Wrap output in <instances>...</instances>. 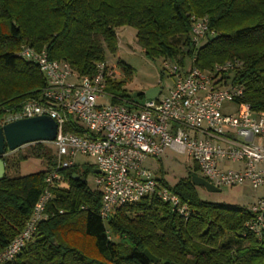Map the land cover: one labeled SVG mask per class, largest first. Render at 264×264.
<instances>
[{"label": "trees", "instance_id": "obj_1", "mask_svg": "<svg viewBox=\"0 0 264 264\" xmlns=\"http://www.w3.org/2000/svg\"><path fill=\"white\" fill-rule=\"evenodd\" d=\"M192 16L206 18L213 34L197 50L191 46ZM121 27L136 31V43L149 59L182 66L195 55L201 70L238 60L241 66L226 78L243 87L242 102L264 114V0H0V120L28 102L44 103V76L18 56L21 45L44 50L49 60L92 77L105 52H117L116 29ZM118 65L124 80L107 81L111 104L129 99L124 86L132 71L122 61ZM64 122L65 132H83L71 116ZM28 158L41 160L45 170L7 175ZM55 159L51 145L42 142L4 156L0 252L29 220ZM94 169L74 165L60 170L63 180L48 202L47 219L6 264H153L144 250L166 264H264V231L257 236L246 228L253 217L248 208L201 201L190 180L197 166L171 189L187 206L186 218L152 198L120 207L106 223L99 215L101 193L86 183L88 174L96 176Z\"/></svg>", "mask_w": 264, "mask_h": 264}, {"label": "built area", "instance_id": "obj_2", "mask_svg": "<svg viewBox=\"0 0 264 264\" xmlns=\"http://www.w3.org/2000/svg\"><path fill=\"white\" fill-rule=\"evenodd\" d=\"M191 46H199L213 34L207 19L191 17ZM18 56L35 64L45 79L44 103L28 102L11 115V121L48 116L56 123L55 139L48 143L55 153V165L45 177V188L23 230L0 252V264L13 261L47 219L48 202L63 180L60 170L77 165L87 157L99 171L95 190L101 193L99 215L104 223L117 209L144 199L167 204L179 216H188L187 206L145 166L159 159L167 149L185 155L216 188L248 184L263 194L250 206L253 216L246 228L257 236L264 231V114L242 102L243 87L227 74L241 66L238 60L201 70L195 55L181 66L164 62L163 70L173 78L165 92L142 103L130 99L101 106L107 81L115 80L114 68L106 61L96 64L92 77L80 76L68 63L51 61L44 50L21 45ZM71 116L83 130L64 131V116ZM233 164L235 167L230 168Z\"/></svg>", "mask_w": 264, "mask_h": 264}, {"label": "rangeland", "instance_id": "obj_3", "mask_svg": "<svg viewBox=\"0 0 264 264\" xmlns=\"http://www.w3.org/2000/svg\"><path fill=\"white\" fill-rule=\"evenodd\" d=\"M135 33L136 31L130 27L116 29L117 52L112 55L106 51L105 61L114 68L115 80L117 81L124 80L123 73L118 65L119 61L124 62L131 68L132 77L126 83L124 89L130 100L142 103L145 98H139L138 95L144 94L149 88L159 87L165 92L173 85V78L168 71L163 70V63L174 64L176 62L169 59L154 60L147 58L142 48L136 43ZM106 93L107 95L104 98L97 100L98 105L105 106L111 103L112 95L107 91ZM10 121L11 117L6 116L0 120V126ZM20 150L23 151L24 147ZM12 154L13 152H8L5 156H11ZM76 163L80 167L94 164L93 160L87 157H77ZM145 166L157 178H162L167 187L172 189L180 180L193 173V168L196 165L185 155L167 149L159 159H148ZM229 167L234 168L235 166L230 164ZM44 170L45 164L41 160L28 158L20 162L17 168H10L7 175L15 178ZM195 175L202 176L199 170ZM86 183L90 189L95 190L92 174L87 175ZM196 193L198 198L206 203L248 208L263 194V191L253 189L245 184L243 186L221 187L218 192H209L202 187H196Z\"/></svg>", "mask_w": 264, "mask_h": 264}, {"label": "water", "instance_id": "obj_4", "mask_svg": "<svg viewBox=\"0 0 264 264\" xmlns=\"http://www.w3.org/2000/svg\"><path fill=\"white\" fill-rule=\"evenodd\" d=\"M159 87L149 88L144 92L146 100L155 99L159 93ZM56 123L48 116H36L32 118H23L7 122L0 126V179L4 177L5 166L3 158L5 150L14 152L26 145L33 143H51L56 136ZM99 171L95 170V174ZM75 179H78L75 176ZM193 186L202 187L209 192H218L219 189L212 186L202 177L195 174L190 176ZM143 256L153 264H166L165 261H159L152 256L147 250L143 251ZM173 264V263H171Z\"/></svg>", "mask_w": 264, "mask_h": 264}]
</instances>
